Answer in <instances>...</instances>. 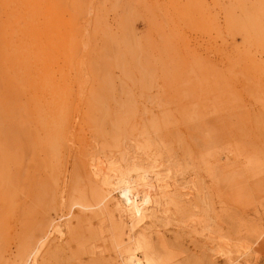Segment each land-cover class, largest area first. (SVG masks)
I'll return each instance as SVG.
<instances>
[{
  "label": "rangeland",
  "instance_id": "1",
  "mask_svg": "<svg viewBox=\"0 0 264 264\" xmlns=\"http://www.w3.org/2000/svg\"><path fill=\"white\" fill-rule=\"evenodd\" d=\"M129 256L264 264V0H0V264Z\"/></svg>",
  "mask_w": 264,
  "mask_h": 264
},
{
  "label": "bare ground",
  "instance_id": "2",
  "mask_svg": "<svg viewBox=\"0 0 264 264\" xmlns=\"http://www.w3.org/2000/svg\"><path fill=\"white\" fill-rule=\"evenodd\" d=\"M91 160L92 172L99 181V185L101 183L100 186L106 189L117 190L127 206L135 208L141 213L148 210L154 192L157 191L161 195L163 192L175 191L174 179L168 174H161L152 169H143L133 175H128L117 165L109 163L106 165L95 158ZM185 183L181 189L185 190L186 193L192 191L191 186L187 185L188 181ZM127 263L140 264L133 256L128 257Z\"/></svg>",
  "mask_w": 264,
  "mask_h": 264
}]
</instances>
